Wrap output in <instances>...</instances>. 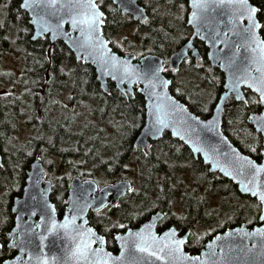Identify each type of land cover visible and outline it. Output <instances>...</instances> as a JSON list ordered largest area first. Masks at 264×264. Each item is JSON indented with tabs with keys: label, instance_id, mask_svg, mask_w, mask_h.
<instances>
[{
	"label": "water",
	"instance_id": "obj_1",
	"mask_svg": "<svg viewBox=\"0 0 264 264\" xmlns=\"http://www.w3.org/2000/svg\"><path fill=\"white\" fill-rule=\"evenodd\" d=\"M121 13L144 23L147 13L138 0H111ZM185 25L191 34L168 58L177 70L201 54L195 40L207 48L211 67L224 74L222 91L211 113L202 118L170 92L171 78L163 59L152 53H118L103 34L104 12L97 0H21L32 27L31 40L47 36L61 41L95 72L102 92L108 81L126 95L134 87L144 99V122L134 146L145 149L164 132L182 142L208 172L218 173L237 191L260 205L257 224H240L215 234L194 254L185 250L190 230L180 234L171 226L158 232L163 213L156 211L138 227L125 226L114 234L117 252L106 247L104 237L89 224V212L115 205L132 188L129 180L98 186L92 179L74 176L69 181L66 207L58 216L50 199L52 182L45 179L39 159L26 171L20 196L13 198L14 224L7 246L15 251L0 264H264V38L257 7L250 0H187ZM246 91L255 94L261 110L248 121L262 138L261 159L240 151L222 131L227 100L248 104ZM1 164V155H0ZM1 248V243H0Z\"/></svg>",
	"mask_w": 264,
	"mask_h": 264
},
{
	"label": "trees",
	"instance_id": "obj_2",
	"mask_svg": "<svg viewBox=\"0 0 264 264\" xmlns=\"http://www.w3.org/2000/svg\"><path fill=\"white\" fill-rule=\"evenodd\" d=\"M97 1L104 12L103 34L112 48L118 53L132 51L160 56L166 67L165 74L172 79L170 92L193 113L207 118L222 91L224 74L210 66L204 43L195 40L200 59L190 58L178 70L168 67L170 54L191 34L190 27L185 25L187 0H138L147 13L144 23H137L130 15L121 13L111 0ZM250 1L258 9L260 34L264 38V0ZM20 2H0L4 9L0 13V51L14 53L17 50L25 75L60 77L63 86L71 90L69 102L74 103L78 111L74 117L69 106L58 109L52 104L53 98L47 106L48 119L46 115L43 117L45 127L38 126L35 121L28 123L36 135H47L46 150L60 158L56 166L59 171L49 174L52 180L50 199L58 215L66 205L69 177L77 175L91 178L99 185L120 179L134 181L133 189L117 205L89 213V224L105 235L109 250L115 248L112 231L122 230L123 222L137 227L151 213L161 209L168 212L172 206L174 227L180 233L190 230V246L197 249V253L215 234L240 224L251 227L257 223L259 204L255 199L240 194L236 185L220 174L208 172L201 159H194L188 148L168 132L154 143L155 155L144 158L133 144L144 118L142 95L135 89L134 95L126 97L111 82L109 92L102 93L94 79L93 68L76 61L63 42L50 44L47 37L31 40L28 16L20 8ZM121 33L127 36L121 37ZM59 66L63 67L59 69ZM3 75L9 74L0 70V80ZM87 95L96 101L93 110H85L87 108L78 103ZM28 97H33L32 92L24 97H0V261L15 255V251L6 246L7 234L14 224L12 201L21 194L29 162L40 157L34 155L35 150L40 152L36 141L28 140L16 146L13 140L15 130L11 120L20 116L29 120L30 115H35L33 111L28 112L24 104ZM246 98L247 105L232 97L227 100L222 131L240 151L260 161L262 138L249 123L248 114L260 111L261 104L249 91H246ZM41 155L48 157L44 153ZM65 169L70 175L60 174ZM166 194L169 200L163 201ZM112 215H118L122 221L109 222Z\"/></svg>",
	"mask_w": 264,
	"mask_h": 264
},
{
	"label": "flooded vegetation",
	"instance_id": "obj_3",
	"mask_svg": "<svg viewBox=\"0 0 264 264\" xmlns=\"http://www.w3.org/2000/svg\"><path fill=\"white\" fill-rule=\"evenodd\" d=\"M1 1L2 0H0V2ZM3 10H4L3 4H0V13H1V11L3 13ZM27 21H28V19H27ZM29 26H30V34H29L30 37L29 38L31 39L32 27H31V25H29ZM1 54L2 53H0V60H1ZM46 62H47V60H46ZM62 67L63 66H59V69H61ZM0 70H3L2 65L0 66ZM94 79L97 82L96 77H95V73H94ZM63 83H64V81L63 80L61 81L60 77H57V78L52 77L51 78L48 74L25 75V74H23V66H22L20 73L3 75L2 80H0V97H3V96L8 97V96H13V95H17L19 97L20 96L24 97L25 94L32 92L33 97H28L25 100L24 104L27 106L28 112L33 111V112H35V115H30L29 120L26 117H22V116L16 117L15 119L11 120V125H12L13 129L15 130V132L13 133V140L15 141L16 146L23 144L25 142H28V140H34L37 142V145L40 148V152L35 150L34 155L35 156L40 155V157L38 159L41 161V163L43 165L44 173L46 175L45 178L46 177L49 178V174L53 175V173L58 172V169L56 168V166L60 162V158L55 153H51L49 150H46V144L45 143H47V135H45V134H42L40 136L36 135L34 128L32 126H30L28 123H29V121H31V122L35 121L38 126L45 127L43 117L46 115V117L48 119L49 107H47V106L53 98H54V101L52 102V104H54L58 109H61L62 106L63 107L69 106L71 108L72 113H74L73 116L77 117V115H78V111L76 110L77 107H75L74 103L69 102V101H71L69 99V96L71 94V90L69 87L63 86ZM86 83H87V81L85 79L84 86L86 85ZM108 86H109V83H108ZM98 87H99V85H98ZM86 90H88V88H86ZM133 95H134V91H133ZM23 101H24V99H23ZM78 103H79V105L87 108L85 110H93V107H94V104L96 103V101L93 97H90L89 95H87L85 98L80 99ZM83 113H85V112H83ZM89 115H91V114H89ZM137 134H136V136H137ZM134 140H135V138H134ZM134 140H133V144H134ZM155 142L156 141H151L150 145L145 149H137L138 152H140V154L142 156H144V158L154 156L155 155L154 154V143ZM41 153L47 154L48 157L44 158L41 155ZM34 159H36V158H34ZM30 163L31 162H29V165H30ZM28 168H29V166H28ZM79 168H80V165H79ZM63 173L70 175V172L67 169H65L60 174H63ZM73 176H76V175H70V177H73ZM129 181H131L132 184L134 183L133 179L129 180ZM24 183H25V179H24ZM24 183H23L21 189H23ZM159 190L162 191L161 183L159 184ZM168 196L169 195L166 194V196H164L162 198L163 201H168L169 200ZM109 205L110 204H107L106 207L101 209L100 211L105 210L106 208L109 207ZM64 209H65V206H64ZM160 211L163 213V217L158 222V225H157L158 226L157 227L158 232H162L171 226L174 227V206H172L168 212H165L162 209ZM96 217H98V215H96ZM115 219L118 222L122 221V220H120L118 215L117 216L112 215L109 218V222L114 223V222H116ZM122 224H123V227H125V226H129L132 228L136 227L134 224L131 225L128 221H125ZM112 232H113L112 233V237H113L115 230H113ZM116 232H120V231H116ZM101 235H103V234H101ZM103 237L105 239L106 247L109 249L110 245L106 241L105 235H103ZM6 246H7V244H6ZM1 247H2V245H1ZM117 250L118 249H117V246L115 244L114 250H111V251L117 252ZM185 250L187 252H189L190 254L197 253V249H193L190 246L189 239L185 243Z\"/></svg>",
	"mask_w": 264,
	"mask_h": 264
},
{
	"label": "rangeland",
	"instance_id": "obj_4",
	"mask_svg": "<svg viewBox=\"0 0 264 264\" xmlns=\"http://www.w3.org/2000/svg\"><path fill=\"white\" fill-rule=\"evenodd\" d=\"M120 35L121 37L127 36L125 35V33H121ZM0 53H2L1 54V65L3 66V70H2L3 72H6L8 74H18L21 72L22 60L20 59V56L17 50L14 51L15 54L11 50H6V51L1 50ZM63 171H61V173Z\"/></svg>",
	"mask_w": 264,
	"mask_h": 264
}]
</instances>
